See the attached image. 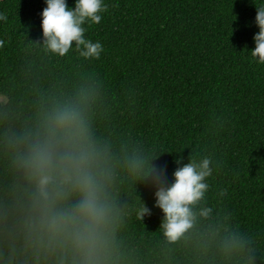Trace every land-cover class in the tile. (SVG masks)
<instances>
[{
  "label": "trees",
  "instance_id": "trees-1",
  "mask_svg": "<svg viewBox=\"0 0 264 264\" xmlns=\"http://www.w3.org/2000/svg\"><path fill=\"white\" fill-rule=\"evenodd\" d=\"M104 2L101 21L85 25L103 52L85 59L45 48V0H0V264H37L19 228L28 185L10 141L81 94L122 212L110 264H264V64L250 52L264 0ZM204 155L214 161L208 190L192 227L169 241L156 187L130 161L149 159L170 186L177 167Z\"/></svg>",
  "mask_w": 264,
  "mask_h": 264
},
{
  "label": "clouds",
  "instance_id": "clouds-1",
  "mask_svg": "<svg viewBox=\"0 0 264 264\" xmlns=\"http://www.w3.org/2000/svg\"><path fill=\"white\" fill-rule=\"evenodd\" d=\"M45 4L41 13L45 48L58 56L74 48L85 59H99L103 45L85 37V25L101 21L107 11L104 0H74V7L66 0H45ZM6 19L0 13V21ZM255 24L259 31L250 52L256 63L264 64V3L256 6ZM87 107L85 94L56 104L35 131L10 141L16 166L28 185L19 228L37 264L41 257L53 264H110L122 212L111 194L114 173L107 149L92 139ZM213 163L207 155L189 158L177 167L171 185L164 186L163 173L149 159H131L132 173L156 187V206L163 212L160 226L169 241L178 240L192 227V206L208 190ZM146 214L150 210L143 205L137 215ZM236 247H242V242Z\"/></svg>",
  "mask_w": 264,
  "mask_h": 264
},
{
  "label": "rangeland",
  "instance_id": "rangeland-1",
  "mask_svg": "<svg viewBox=\"0 0 264 264\" xmlns=\"http://www.w3.org/2000/svg\"><path fill=\"white\" fill-rule=\"evenodd\" d=\"M0 102H3V103H4L5 101H4V99H3V98H0Z\"/></svg>",
  "mask_w": 264,
  "mask_h": 264
}]
</instances>
